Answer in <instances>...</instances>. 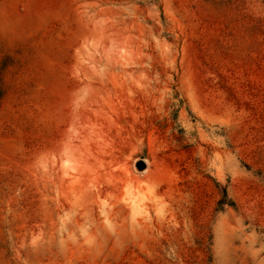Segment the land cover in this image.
I'll return each mask as SVG.
<instances>
[{
	"label": "rangeland",
	"instance_id": "obj_1",
	"mask_svg": "<svg viewBox=\"0 0 264 264\" xmlns=\"http://www.w3.org/2000/svg\"><path fill=\"white\" fill-rule=\"evenodd\" d=\"M0 264H264V0H0Z\"/></svg>",
	"mask_w": 264,
	"mask_h": 264
},
{
	"label": "water",
	"instance_id": "obj_2",
	"mask_svg": "<svg viewBox=\"0 0 264 264\" xmlns=\"http://www.w3.org/2000/svg\"><path fill=\"white\" fill-rule=\"evenodd\" d=\"M136 167L139 171H142L143 169H145V164L143 161H140L136 164Z\"/></svg>",
	"mask_w": 264,
	"mask_h": 264
},
{
	"label": "bare ground",
	"instance_id": "obj_3",
	"mask_svg": "<svg viewBox=\"0 0 264 264\" xmlns=\"http://www.w3.org/2000/svg\"><path fill=\"white\" fill-rule=\"evenodd\" d=\"M68 176H69V175H68ZM75 182L77 183V180H74V183H75ZM71 183H72V182H71ZM71 183H70V185H71ZM74 183H73V184H74ZM76 183H75V184H76ZM73 184H72V185H73ZM60 193H62V192H60ZM62 194H63V193H62Z\"/></svg>",
	"mask_w": 264,
	"mask_h": 264
}]
</instances>
